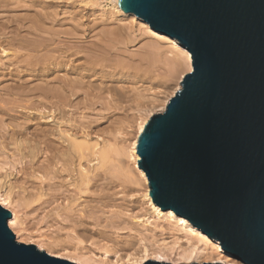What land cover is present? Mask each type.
Here are the masks:
<instances>
[{"label":"water","instance_id":"obj_1","mask_svg":"<svg viewBox=\"0 0 264 264\" xmlns=\"http://www.w3.org/2000/svg\"><path fill=\"white\" fill-rule=\"evenodd\" d=\"M121 8L193 57L139 139L154 203L239 262L264 264V0H121ZM12 216L0 204V264H77L19 242Z\"/></svg>","mask_w":264,"mask_h":264},{"label":"bare ground","instance_id":"obj_2","mask_svg":"<svg viewBox=\"0 0 264 264\" xmlns=\"http://www.w3.org/2000/svg\"><path fill=\"white\" fill-rule=\"evenodd\" d=\"M110 1L114 6L111 8L117 9L119 11L117 12L120 13L122 17L128 16L135 18V14L127 13L121 8V0ZM35 4H37V2H32L33 7ZM35 7L37 6L35 5ZM48 7L49 6L44 7V5L42 7H39L40 11L36 13L33 12V14L31 13L33 17L30 16V19H25L32 21L30 22L31 24L28 27L29 31L27 32L31 33L32 35L34 34V36L31 37L29 35L31 38L29 37L27 40L24 38L22 39L16 37L18 40L14 39V42L11 43L15 44L16 42H18L19 45L16 46L19 48L22 47L23 49L21 50H26L28 52L25 53V51H17L18 53H21L17 54L16 58L13 57L15 58V60H12L9 56V61L3 62L4 59H2V63H0L2 65L0 68V70H2V72H0V75L3 78H6L7 76L6 79L0 77V122L5 125V121H1V117L8 118L9 122L11 120V123H9L6 119V122L9 123L8 125L10 126L9 128L6 124L8 128H6L7 130L5 129V127H2V124H0L2 128L0 132L3 131L6 135V130L7 134H10L9 136L13 137L15 140L17 139L15 137L23 135L24 138L22 141H24L25 143L22 142V144H24V147L23 150H21L22 152L19 149V152H21L19 156L21 155L23 159H28V156L31 157L29 161H25L27 168L31 170L29 171V173H35L36 171L32 170L40 169L45 172L44 174L46 178L49 179V182L53 180V182L51 181L48 184L46 183V185V181L44 182V180H41V182H44L43 185H34L35 190H31V192H28V194L24 196H27L26 203L28 205H35V203H40L38 205L40 206V208L44 207L46 209V207H51V209L47 212L46 217L49 221H57V226L55 227V229L57 230L56 233L58 234V238L54 240L55 243H60V247H62L63 245L64 249H66L67 247L70 249L71 246L75 247L74 249L78 254H75L74 251V255H76V259L78 258L80 261L78 259H74L75 257H73V255H71L70 257H65L62 255V253L56 254L57 257L65 258L75 263H77L78 261L80 264H83L85 262H87L85 264H120L119 260L114 262V260L112 261V259H110V252H113L115 249V251L113 252L115 253L119 248L120 251L121 249L128 250L127 248L133 249L139 242H137L136 239L141 236V239H143L142 237H144V240H146V235L144 236L145 233L142 232L143 230L141 231V228H139V221L136 220H141V215L133 216V213H131L133 215H130V212L126 213L128 212L126 211L128 209H124L125 206L123 202L125 200L122 203H119L115 198V200L111 198L113 197V195L109 192L112 202H106L107 199L110 200L109 197L107 198L106 196V192L108 193V191H110L109 187V189H107L106 187L107 191H105V187L101 186L102 188H104L103 192L105 194L100 191V193L103 194V198L105 195V198L107 199H101L102 194L98 193L99 188L100 190H102V188L99 187V183H96V178H99V176H96L99 174H96L97 171H94L97 170V168L91 166L93 160L96 159L95 157V159H93V155L95 156V145L92 143V141H94L92 140L93 126L96 125V123L99 124L102 123V121H107V119H109L111 116L108 113L110 109L116 108V110L119 111H121L122 108L124 109V107L126 106H122V108L119 107V105L124 102L129 103V105L127 106V108L129 107V112L132 107L134 109V106L135 108H137L138 112V109L144 106L146 96L148 95H146L145 90H143V92L141 90L142 88L140 89L138 85H140V82H142L143 85L145 83V86L147 85L146 83H148L149 85L152 84L153 86L155 85V81H158L155 80V78L157 77L156 73L154 74V72L156 71H153L152 69L155 66L158 69L159 63H164L166 67L168 66L171 70L174 69L173 72L181 67L179 66L180 64L178 63L176 58H174L175 53H171L172 49L176 50L175 52H180L182 54V61L185 62L183 68L184 70H187V73L193 70V57L191 55V52L185 49L178 40L171 38L170 36L163 35L162 33L154 30L141 18H138V20L142 22L145 28L149 30V32L154 36L161 38L166 43H168L171 47L170 49V47L168 46L170 50H165L166 48H163L162 45H159L155 41H149L150 43L146 45L145 49H143L144 51H140L139 53L130 52L128 45V41L130 39H127L128 41H126L123 32L124 29L121 30L122 27H113V29H110V27H105L106 29H101L102 31L99 30V32L97 33H94L92 28H89L91 27L89 25V27L86 25L88 28L85 29H83L82 26H79V24L77 26H73L72 28L70 27L71 29H68L69 27H67V29H61L59 27H56V25L60 22L58 20L57 10H54V13V11H49ZM49 19L52 21V25L47 26L46 22ZM79 21L80 20H78V23L83 25ZM56 22L58 23L56 24ZM78 26L82 29L78 28ZM5 27H7V25ZM21 27H23V25ZM20 28L18 30L16 28L15 30L19 32L23 31L21 29H23L24 27L21 29ZM127 33L128 32H126L125 34ZM24 36H27V34ZM92 36L95 37V40L89 39V37H91L92 39ZM111 41H113V43ZM4 52L6 53V51ZM171 54H173L174 56H172ZM6 58L8 57L6 56ZM156 67L154 68V70L156 69ZM178 72L180 71L178 70ZM187 73H183L181 75L179 82L180 86H182L181 82ZM27 77L29 79H27ZM134 77L136 80L130 79ZM108 78H112L115 80L118 79V81L128 80L130 84L132 83L130 86H127L130 90L124 86V88L128 89L129 91L121 92L120 90H118L119 92L115 91L116 93L113 91L115 94L113 92H110V90H114L115 86L113 88L110 86L111 84L105 85V80ZM6 80H11L13 81V83L11 82L2 85V83L4 81L6 82ZM107 86H110V88L113 89H110ZM147 88L149 89V87ZM148 89L146 91H148ZM108 94L111 95L112 98L113 96H115L118 102L115 104L113 101L112 104V101L109 99L110 96ZM174 95L175 94H173V96ZM172 97H169L166 101L164 106L165 108L169 104ZM153 99H155V97H153ZM153 99L148 101L152 102ZM97 108H101V110L99 109L100 112H97L99 111ZM135 110L133 111L135 112ZM92 111H96L97 114L95 113L96 115H94ZM106 114H109V116H107ZM153 115L149 114L148 117L145 118L143 122H141L138 130L139 133L137 135V140L135 142V148L138 149L140 136ZM115 116L112 114V119H114ZM122 118H124L123 115L122 117L121 115H117V117L115 118L116 122L117 119L121 120ZM79 131H81V136L77 135V132ZM13 138H11L10 142ZM3 140L4 139H2V141ZM18 144L20 143L18 142ZM100 153L103 155V157L106 156L104 152L101 151ZM45 154L47 156H44V158L43 155ZM40 157H43L44 160L41 161L42 158L40 159ZM38 159H40L41 163H39ZM140 159L141 157L139 158V160ZM84 163L88 166H85ZM139 170L140 175L149 183L146 172L142 168H140ZM97 185L98 189L96 188ZM95 189H97L98 192L94 191ZM93 191L95 192V194H93ZM96 193H98V198H95L94 200L93 197H96L94 196L96 195ZM149 195L151 196L150 193ZM0 198L1 205L6 207L8 206V204H10L8 201V195L1 196ZM59 199H63L64 202L67 201V203H65V205L58 204L57 206H54V203L58 202ZM113 201L117 203H114ZM151 201L154 206L153 208H155V211H157L159 215L163 213V210L160 208V206L154 203L153 199H151ZM105 202L108 203V205ZM106 207H111L113 208V210H110L108 214ZM126 214H128L127 216L129 217H127ZM163 215L164 217L166 215L171 220L174 219L175 221H177V223L181 222L183 227L190 231L192 234H196L199 237L201 234L203 236L201 238H208L207 235L202 232V230L192 224L187 218L177 215L173 210L170 209L168 211H165ZM19 220L20 219L17 213H14L9 220L10 226L12 227V225L14 224L19 225ZM124 230H128L129 232L133 231L135 233H133L135 236L129 240H125V237L124 240L122 239V237L121 239H119L118 234H120L121 231ZM115 234H117L118 236L116 237ZM60 235H62V237L64 236L65 238H60ZM53 236L54 235H52V237ZM93 238L94 240L95 238H97L98 240L101 239L99 240V243L105 240V243H102V245L105 244L106 248L104 247V245H99L98 241H94ZM139 238L138 240H141ZM91 240H93L94 242ZM106 241L108 243L112 242V244H114L112 245L110 243V245L113 246L112 251L109 247L110 245L107 244ZM84 242H86L85 244H87V242H93L96 247L100 246L103 250L106 249V254L104 253L106 258L103 261L96 262L97 260L95 258H90L88 256L86 257V254L85 256L84 254H81L83 253L81 252L82 249H86L85 244H83ZM57 244H55V247L57 246ZM218 247L220 253L231 257L233 262H229L225 259V257L223 258L222 256L216 257L215 259L213 258L214 262H221L226 264H243L242 262L237 261L229 253L225 252L222 247ZM145 251L147 252V250ZM196 251L197 250H195V252ZM117 252L115 254H118ZM195 252L194 250L187 252L186 255H184L185 257L183 258L190 259L193 257ZM49 253L52 255L54 254L50 251ZM166 253V251L159 249V251L154 252V255L156 259L161 262L168 261ZM145 260L147 259H144L143 261L140 260L141 262L139 264H143L144 262H146Z\"/></svg>","mask_w":264,"mask_h":264},{"label":"rangeland","instance_id":"obj_3","mask_svg":"<svg viewBox=\"0 0 264 264\" xmlns=\"http://www.w3.org/2000/svg\"><path fill=\"white\" fill-rule=\"evenodd\" d=\"M32 2H37V4H35L37 7H35V5L33 7ZM43 5H44V7L49 6L48 7L49 9L47 8L49 11L53 12L54 10L55 11L57 10L58 20L60 22L59 23L56 22V24L58 23L56 25V27H59L61 29L62 28L67 29V27H69L68 29H71L73 26H77L79 24V26H82L83 29L91 26L89 28H92L94 33H97V32H99V30L104 29L105 27H107V28L110 27V29H113V27H115V28L116 27H120V28L122 27L121 30L124 29L123 32H124L126 41H128L130 39L128 41L130 52L139 53L140 51H144L143 49H145L146 45L148 43H150L149 41H153V42L155 41L159 45H162L163 48H166L165 50L171 49L170 45L168 43H166L163 39L158 38V37L154 36L153 34H151L149 32V30H147L145 28V26L142 24V22H140L138 20L137 16H135V18L128 17V16L122 17L120 15V13H118L119 11L117 9H112L111 7H114V6L112 5V2L110 0H37V1L36 0H26V1L25 0H20V1L19 0H0V28H1L0 29V63H2V59H4L3 62L9 61L8 60L9 56L11 57L12 60H15L17 54H20L23 51H25V53L28 52L26 50H21V49H23L22 47H20V48L17 47L19 45L18 42H16L15 44L14 43L11 44V43L14 42V39H17L16 37L22 38V39L24 38L27 40L30 36L31 37L34 36V34L32 35L31 33L27 32V31H29L28 27L30 26V24H31L30 22H32V21L25 20V19L29 18L30 16L33 17V15H32L33 12L36 13V12L40 11L39 7H42ZM52 8H53V10H52ZM55 11H54V13H55ZM25 12H27V13H25ZM109 15H110V17H109ZM16 18H18V19H16ZM71 19H72V21H71ZM78 20H80L79 22H81L83 25L78 23ZM51 22L52 21L50 19L47 20V22H46L47 26L52 25ZM21 24L23 25L24 28L21 27L22 26ZM6 25H7V27H5ZM86 25L87 26L89 25V26L87 27ZM105 25H107V26H105ZM12 26H14V27H12ZM79 26H78V28H81ZM4 27H5V29H4ZM18 27L23 28V29L20 28L23 31H20V32L17 31L19 29ZM16 28H17V30H15ZM95 28H98V29H95ZM4 31H6V32H4ZM16 31H17V33H16ZM126 32H128V33L125 34ZM26 34L28 37L24 36ZM129 34H131V35H129ZM15 35H17V36H15ZM93 37L94 36H92V39H91V37H89V39L95 40V37L94 38ZM131 40H133V41H131ZM111 42L113 43V41H111ZM9 44H11V45H9ZM168 46L170 47V49ZM4 51H6V53ZM17 51H21V52L18 53ZM175 51L176 50L172 49L171 53H175L174 58H176V60L180 64L179 66H181L178 69L180 72H178V70H175L173 72L174 69L171 70L168 66L166 67V65L164 63H159L160 66L158 65V69L156 66H155L156 67L155 70H154L155 67L152 69L153 71H156V72H154V74L156 73V77H157V78H155V80H158V81H155V83H154L155 85H153L154 87L152 86V84L149 85L148 83H146L147 84L146 86H145V83L143 85L142 82H140V85H138L139 83L137 84L140 87V89L142 88L141 89L142 91L145 90L146 95L148 94L147 96L145 95L146 96L145 100L147 102L145 101L144 106L139 108L140 111L138 109V112H137V108H135V106H134V109H133V107H132V109L133 110L136 109L135 112L132 109H130V112H129V107L127 108L129 103L124 102V103H121L119 105L120 108H122V106H126V107H124V109L122 108L121 111L116 110V108H114V109L112 108L113 110L110 109L111 112L110 111L108 112L111 116H112V114L114 116L117 114L118 116L121 115V117L123 115L124 118H122L121 120L117 119V122H116L115 118L117 117V115L114 117V119H112L113 117L110 116L111 119L109 118V119H107V121H102V123H99V124L96 123V125L93 126L92 140H94V141H92V143L95 145V147L97 146L98 148L94 147L95 156L93 155V159H95V158L96 159L93 160L91 166L97 168V170H94L95 172L97 171L96 174H99L96 177L99 176V178H100V176H101L100 179L96 178V183L97 184L99 183V185H100L99 187H101V186L105 187V191H107L106 187H107V189L110 188V191H108V193L106 192L107 198L109 197V199H110V196H111L109 194V192H110L113 195V197H111V198L112 199L115 198L119 203L120 202L122 203L125 200L123 202V204L125 207H127V208L124 207V209L125 210L128 209V210H126V211H128L126 213L130 212V215L134 214L133 216H140V215L142 216L143 215L142 217L140 216L141 220H139V219H136V220L139 221V224H140L139 228H141V231L143 230L142 232L145 233L144 236L146 235L145 236L146 240H144V237H142L143 239H141V236H139L140 238L139 237L138 238L141 240H138V238L136 239V241L137 242L139 241V242L137 243V246L134 247L133 249L127 248L128 250L124 249L125 250L124 251L123 249H121V251H120V248L119 249L117 248L119 250V251L116 250V252L118 251L117 252L118 254H115L116 252L113 253L115 251V249L113 252H110L111 253L109 255L110 259H112V261L114 260V262L119 260L120 264H124V263L130 264V262H131V264H136V263L139 264L144 259L158 260V259H156L154 252L159 251V249L167 252L166 255L168 257L167 258L168 261H162V262H172L175 264H195V263L203 264V263L214 262L213 258L215 259L216 257H220V256H222L223 258L225 257V259L228 260L229 262H233L231 257H228L223 253H222L223 254L222 255L220 253L218 246H220V247H222V246L218 240L209 237L207 234L206 235L208 237L207 238L208 240L201 238V237H203L201 234H200V237L196 234H192L190 231H188L186 228L183 227L181 222L177 223V221H175L174 219L171 220L166 215L164 217L163 214L165 211H163V213H161L159 215L158 212L155 211V208H153L154 206L151 203L152 198L149 195V193H150L149 183H148V181H146V179H144L140 175V172H139L140 171L139 170L140 169V166H139L140 156L138 154L137 148H135V142L137 140V135L139 133L138 132L139 126L141 125V122H143V120L148 117L149 114L153 115V114L165 111L166 108L164 106H165V103L168 100V98L172 97L173 94H175L176 91L181 88V86L179 85L181 75L183 73H187V70H184V68H183L185 62L182 61V54L180 52H175ZM171 55L174 56L173 54H171ZM6 56L8 58H6ZM13 57H15V58H13ZM1 66L2 65L0 64V68H1ZM166 69H169V70H166ZM0 72H2V70H0ZM0 77H2V76L0 75ZM6 78H7V76H6ZM6 78H3V79H6ZM27 79H29V78L27 77ZM110 79L112 80V82ZM130 79L136 80L135 77L130 78ZM11 80H6V82L4 81L5 83L3 82L2 85L3 84L5 85V84L11 83V82L13 83V81H11ZM107 84L108 85L111 84L110 86L113 88L115 86L114 90H110V92H113V91L119 92L118 90H120L121 92L122 91L127 92L130 90L129 87H127V86H130L132 83L130 84V82L128 80L127 81H125V80L118 81V79L115 80L112 78H108L105 80V85H107ZM110 86H107V87L110 88ZM124 86L127 87L129 90L125 89ZM178 86H179V89H178ZM144 87H145V89H144ZM147 87H149V89ZM113 88H110V89H113ZM119 88H121V89H119ZM122 88H124V89H122ZM115 89H117V90H115ZM147 89H148V91H146ZM109 96H110L109 99L112 101V104H113V101L115 104L118 102L115 96H113L114 100H113L111 95H109ZM153 97H155V99H153ZM152 99H153L152 102L148 101V100H152ZM97 109L101 110V108H97ZM100 110L97 112H100ZM97 112L94 111L93 112L94 115H96ZM126 112H129V113H126ZM109 114L108 115L106 114V115L109 116ZM125 114H126V116H125ZM6 119H7V122H9L8 118H2L1 117V121H5V125L2 122H0V124H2V127H5V129L7 128V125L9 123H11V120L9 123H7ZM109 120H111V121H109ZM123 122H125V123H123ZM8 127L10 128L9 125H8ZM0 128H1V126H0ZM1 130H2V128L0 129V131ZM6 130H5L6 135L3 131L0 132V197L8 195V201L10 204H8V206H6V208L9 209L13 214L17 213V215L20 219L19 225L14 224L11 227L9 224L10 228L16 234L17 240L19 242L36 244L37 247L40 248L41 250H45L47 252L50 251V252L54 253L53 255H55V256H57L56 254L62 253V255L65 257H70L71 255H73V257H75L76 256V255H74V251H75L74 248L75 247L71 246L70 249L68 247H67L68 249L67 248L64 249V246L62 244L61 245L63 248L60 247V245H59L60 243L57 244L54 241L56 238H58V234L56 233L57 230L55 229V227L57 226L56 225L57 221H54V220L49 221L46 217V214L51 209V207H48V208L46 207V209L44 207H41L42 208L41 209L40 206H38L40 203H35V205H37L38 207L35 206L34 204H31L32 205L31 206V205H28L26 203L27 196L25 197L24 195H27L28 192H31V190L32 191L35 190L34 185H36V186L37 185L38 186L43 185V183L45 181H46L45 182V185H46V183L48 184L51 181L53 182V180H51L49 182V179H47L45 174H44L45 172L40 170V169L39 170L38 169L32 170V171H36L35 172L36 174L34 172L29 173V171H31V170L27 168L25 161H29V159H31V157L28 156V159L27 158L23 159V157H21V155L19 156V154L22 152L21 150H23V147H24V144H22V142L25 143L24 141H22L24 138L23 135L15 137V138H17L15 140L13 137L9 136L10 134H7ZM80 132L81 131L77 132L78 136L82 135V134H80ZM3 135H5V136H3ZM1 137L5 141L4 140L2 141ZM11 138L14 139V141L12 139L13 143H12V141L10 142ZM18 138L20 139V141ZM18 142L20 144H18ZM25 148H26V145H25ZM19 149L21 152H19ZM101 151L104 152V154H106L105 157H103V155L100 153ZM44 156H47V155L45 154V155H43V157ZM43 157H40V159L42 158L41 161L44 160L45 157L44 158ZM40 159H38L39 163H41ZM85 166H88V165L85 164ZM63 179H64V177H63ZM41 180H44V182H41ZM114 185H115V187H114ZM96 188L98 189V185ZM97 189H95L94 191L98 192ZM98 190H99L98 193L102 194V193H100V191L103 192L104 188H102V190H100V188H99ZM98 193H96V195H94V196H96V197H93L94 200H95V198H98L97 197ZM93 194H95V192ZM104 198H105V195H104ZM104 198H103V194H102L101 199H103V200L107 199V198H105V199ZM112 199H110V200L107 199L106 202L111 201ZM0 201H1V198H0ZM102 202H104V201H102ZM65 203H67V201L64 202L63 199H61V200L59 199L58 202L54 203V206H57L58 204L65 205ZM114 203H117V202H114ZM106 204L108 205V203H106ZM35 207H37V208H35ZM129 209H131V210H129ZM110 210H113V208H111V207L107 208L108 214H109ZM131 213H133V214H131ZM136 214H138V215H136ZM127 215L128 214H126V216ZM127 217H129V216H127ZM52 221H54V222H52ZM140 222H142V223H140ZM52 224H55V225H52ZM121 233L118 234L119 239H121V237H122L123 240L125 238H126L125 240H129L135 236L134 235L135 233L133 231L129 232L128 230H124V231H121ZM52 235H54V236L52 237ZM118 235L115 234L116 237ZM61 237H62V235H60V238ZM156 238H157V242H156ZM96 239L97 238H95V240H94V238H93V240L98 241V243H99V240H101V239H99V240L98 239L96 240ZM148 239H150V240H148ZM203 239L206 241H204ZM209 239H210V241H209ZM93 240H91V241H93ZM93 242H89V243L87 242L88 245L85 244L86 242H84L83 244H85L86 249L85 248L82 249L81 252H83V253H81L80 251L79 252L81 254H84V256L86 254V257L88 256L90 258L91 257L95 258L97 260L96 262L103 261L106 258V256H105L106 249L103 250L100 246L96 247V245H94ZM54 243L57 244L56 247H55ZM91 243L93 244L94 247L92 246ZM102 243H105V240L101 241L99 243V245H101V246L104 245V247H105V244L102 245ZM106 243L109 245H110V243L112 244V242L108 243L107 241H106ZM112 245H114V244H112ZM112 245L109 246L111 251L113 249ZM87 248H89L90 250ZM145 250H147V252H149V253H147ZM192 250H194V252H195V250H197L192 258H190V259L183 258V257H185L184 255H186L187 252H190ZM80 253H79V255H80ZM75 254H78L77 251H75ZM116 255H117V257H116ZM145 255H147V256H145ZM74 259H76V257ZM147 260H145V261H147ZM77 263L80 264L78 261H77ZM85 263H87V262H85ZM85 263H83V264H85Z\"/></svg>","mask_w":264,"mask_h":264}]
</instances>
